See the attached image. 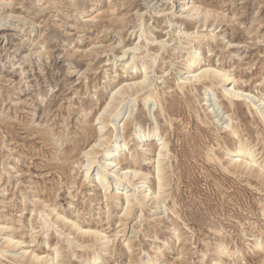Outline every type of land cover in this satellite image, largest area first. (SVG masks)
<instances>
[{
    "label": "rangeland",
    "instance_id": "obj_1",
    "mask_svg": "<svg viewBox=\"0 0 264 264\" xmlns=\"http://www.w3.org/2000/svg\"><path fill=\"white\" fill-rule=\"evenodd\" d=\"M4 1H0V227L4 228L0 236L8 233L13 240H25L20 250L27 253L39 246L53 255L60 247L59 264H89L97 255L98 264H140L149 254L156 256L154 264H179L182 258V264H213L219 243L225 246L222 264H260L264 248L252 250V243L258 237L264 241V174L258 173L264 166V121L249 104L224 95L222 84L185 77L186 55L194 49L208 59L200 60L198 67L221 68L233 76L235 87L264 103V0H194L210 9L209 18H216V23L206 25L179 12L186 0ZM98 13L114 20H104V25L101 17L88 20ZM222 16L226 21L221 25L217 19ZM134 45L131 53L128 49ZM132 60L136 67L122 69ZM151 63L142 88L137 86L136 91L132 86L127 92L129 86L120 87L124 80L130 83L142 77L143 66ZM116 91L124 93L114 95ZM149 93L152 96L144 103ZM108 99L116 108L111 105V122L130 110L124 116L129 125L113 133L108 130L123 134L128 142L115 161L125 165L124 158L136 152L139 173H148L143 180L151 197L157 191L154 152L142 143L137 146L132 136L139 129L155 127L159 135L154 141L163 136L167 142L162 165L165 200L155 207L154 199L140 203L133 199L136 205L126 223L118 221L126 206L124 196L114 197L113 190L106 206L104 189L92 175L81 185L89 163L81 151L96 138L99 125L93 119ZM232 130L237 134H230ZM238 137L254 150L252 173L227 168L225 154L237 146ZM132 185L128 189L133 193ZM159 216L164 217L160 224L154 220ZM71 221L92 223L111 237L96 246L81 242ZM123 223L125 232L115 237ZM42 230L50 236L44 243L47 233ZM155 233L154 243L150 237ZM1 238L0 264H21L20 250L3 247ZM80 258L85 261L80 263Z\"/></svg>",
    "mask_w": 264,
    "mask_h": 264
},
{
    "label": "bare ground",
    "instance_id": "obj_2",
    "mask_svg": "<svg viewBox=\"0 0 264 264\" xmlns=\"http://www.w3.org/2000/svg\"><path fill=\"white\" fill-rule=\"evenodd\" d=\"M2 1V0H0ZM3 2L6 3V1L3 0ZM184 2V1H183ZM2 2H0L1 4ZM8 4V3H7ZM201 4V3H200ZM202 5V4H201ZM114 6V5H113ZM5 7V6H4ZM112 7V6H111ZM110 7V8H111ZM109 8V10H110ZM108 9V8H107ZM209 9V8H207ZM204 8V5L203 7H201L199 4L196 3V1L194 0H186L182 5H181V8L178 9L179 12H182L183 14L185 13L186 16L184 15L185 19L188 20V18H190L191 20H203L204 22H202V24L204 23L205 25L207 24L208 21L211 22V20H213L212 22L216 23V18H209L212 14V12H210L209 10H207ZM111 12H114L112 11V9L110 10ZM106 12V11H105ZM110 12V13H111ZM214 12V11H213ZM215 12H219V11H215ZM110 13H107L110 15ZM115 13V12H114ZM178 13V11H177ZM224 13V11H223ZM222 13V14H223ZM100 14V13H98ZM98 14H95L94 16L90 17L88 20H94V18H98V17H101V22L103 23V21L105 20L106 22L108 21H112L114 20L113 19V16L112 17H109L108 19H105V16L104 13L98 15ZM106 14V13H105ZM219 14V13H218ZM221 14V13H220ZM226 14V13H225ZM224 14V15H225ZM112 15V14H111ZM116 15V14H115ZM130 15V14H129ZM201 15V16H200ZM123 16V15H122ZM137 16V15H136ZM181 16V15H180ZM200 17H203V18H199ZM227 16V15H226ZM116 17V16H115ZM118 17V16H117ZM183 18V16H181ZM188 17V18H186ZM221 17V15H220ZM223 18H219L217 19V23H222V22H225L224 21V17L225 16H222ZM124 16L123 19L124 20ZM229 18V17H228ZM231 18V17H230ZM118 19V18H116ZM184 19V18H183ZM14 20V19H13ZM87 20V19H86ZM215 20V21H214ZM232 20L233 19V16H232ZM120 21V19H119ZM126 21H127V18H126ZM231 21V19H230ZM114 22V21H113ZM115 22H118V21H115ZM114 22V24H115ZM122 22V20L120 21ZM194 22V21H193ZM198 22V21H197ZM130 23V22H129ZM201 23V22H200ZM209 23V22H208ZM110 24V23H109ZM120 23H118L119 25ZM128 24V23H127ZM203 24V25H204ZM211 24V23H210ZM236 24V23H235ZM104 25V23H103ZM108 25V24H107ZM212 25V24H211ZM222 25V24H221ZM225 25V24H224ZM100 26V25H99ZM141 26V25H140ZM106 27V26H105ZM211 27V26H209ZM110 27H108L107 30H109ZM202 28V27H201ZM205 28V27H204ZM33 29V28H32ZM104 29V28H103ZM212 27H211V31H212ZM106 30V28H105ZM103 30V32L105 31ZM107 32V31H106ZM144 32V31H143ZM186 34V33H185ZM101 35V34H100ZM143 33H141L139 36L143 37ZM146 35V34H145ZM187 35L188 32H187ZM190 35H191V32H190ZM212 35V34H211ZM215 34H213V37H214ZM180 36V35H179ZM185 37V36H184ZM187 37V36H186ZM211 37V36H210ZM208 36V38H210ZM146 38V37H145ZM195 38V37H194ZM182 38H180L181 40ZM193 39V38H192ZM204 39V38H203ZM211 39V38H210ZM215 39V38H214ZM184 40V39H183ZM188 41V39H186ZM196 40V39H195ZM202 40V39H201ZM29 41V40H28ZM27 41V42H28ZM193 41V40H192ZM23 42V41H22ZM195 42H198V41H195ZM34 43V42H33ZM161 44V43H160ZM181 44V43H180ZM179 44V45H180ZM195 44V43H194ZM230 43H228V46H229ZM184 45V44H183ZM181 44L180 47L183 46ZM200 45V42L199 44ZM94 46V45H93ZM97 46V45H95ZM166 46L165 43L164 45H162L161 47H164ZM194 46V45H193ZM236 46L239 47V45L237 44ZM245 46V45H243ZM106 47V46H105ZM135 45L134 46H131L128 51H130L131 53H133L135 49ZM160 47V48H161ZM186 47V46H185ZM196 47V46H195ZM159 48V49H160ZM190 48V47H189ZM197 48V47H196ZM199 48V47H198ZM162 49V48H161ZM237 49V47H236ZM190 50V49H189ZM192 51V50H190ZM47 52V51H46ZM188 52V51H187ZM123 53L125 54L126 51H123ZM85 55V54H84ZM123 55V54H122ZM121 55V56H122ZM155 55V54H154ZM233 55H237V51H234L233 52ZM134 56V55H133ZM132 56V57H133ZM186 66H187V69L186 70V73H187V76L185 77L186 80L188 79H191V81H201V80H206L208 79V81H210L209 85H212L213 83H220L222 84L221 86L223 87V94L224 95H231L233 97V99H236V100H240L244 103H247L249 104L252 109H254L256 111V114L258 115V117L264 121V103H263V100L260 99V98H256V96L254 95H251L250 92L246 91L245 89H242V88H238V87H235L233 85V76H231V74H229L228 72H223V70L221 68H206L207 66H203L199 65L200 63V60H208L207 58L205 59V57H203L201 55L200 52H197L196 50L194 51L193 49V52H188L187 55H186ZM153 57V55L151 56ZM134 58V57H133ZM137 59V58H136ZM143 59V58H142ZM146 59V58H145ZM153 58H151L150 60L152 61ZM149 60V59H148ZM156 60V59H155ZM146 62V61H145ZM153 62V61H152ZM157 61H155V64H156ZM128 63V64H127ZM126 64L127 65H123L122 69H125L127 70L128 68L130 67H136V64H135V61L132 60L131 63L130 62H127ZM124 64V63H123ZM144 64V63H143ZM142 64V65H143ZM153 66V64L151 63L149 66L148 65H145L143 66V76L138 78V79H135V80H132V82H125L124 80V83H120V87H126V86H129V89L127 88V90H130L132 88V86H136V91L139 89V88H142L143 84H146L145 82L147 81V71L149 69V67ZM153 68V67H152ZM251 68V67H250ZM152 71V70H150ZM149 71V72H150ZM84 72V71H83ZM185 75V74H184ZM181 76V75H180ZM181 79V78H180ZM141 85V86H140ZM137 86H140L138 89H137ZM207 86V85H206ZM119 87V88H120ZM131 87V88H130ZM208 87V86H207ZM206 87V88H207ZM121 90V88H120ZM123 90V89H122ZM135 91V92H136ZM120 91H116L115 93H113L114 95H116V93H118ZM125 92V90H124ZM124 92H120V94H123ZM128 92V91H127ZM125 92V93H127ZM119 94V93H118ZM151 94H147L145 97H144V100L143 102L146 103L147 102V99L148 98H151ZM111 98V97H110ZM113 103V100H110L108 99L103 107L101 108V110L98 111L97 115H96V118L93 119L95 120V124L96 125H99L98 127V130L96 131V138L94 139V141H91V143L88 145V147L81 151L82 155L85 156L87 155V158L89 156V163L87 164L86 166V172L83 176V179H82V184L83 183L85 184L86 182V179H89V177L92 175V180H94L96 183L100 184L101 187L104 189L103 191V197L105 198V202L108 201L109 199L112 198L111 196V192L113 190H115L112 195L114 197L116 196H124V199H125V207L123 210V214L124 217L120 216V219L118 221H120V223L124 222L126 223V221L129 220V217L131 215V212L133 210V207L136 205H134L133 203V199L137 200L138 203H140L142 200H145L147 197H148V200L149 201L150 199H154L152 203L155 204V207H157V205H159V203H162L164 200H165V196H164V191H165V187H166V183H165V180H164V177H163V174H162V170H163V161H164V157H165V153H166V148H167V142L165 141V137H158L157 140L158 142L154 141V139L159 135V131L157 130V128L155 127H152L151 129L145 131V130H142V129H139L138 131H135L133 133V136H132V140H134L137 144V146H139L141 143L144 144V145H147V150H150V151H153L154 152V163H153V176L155 177L156 179V188H157V191L155 193V195L153 197H151V193H149V189L147 187H144L145 186V183H144V180L146 178V176L148 175V173H142L140 172L139 173V168H138V163L140 161L139 159V156L136 152H132L131 155H129L130 157H125L124 158V163L125 165L123 164H119V162H116L115 159H118L121 155L120 151L121 150H125V146H127L128 142L125 140V137L123 136V134H117L116 135H113V134H109V131L111 129V132L113 133L115 131V128H118V127H126L127 125H129V122L126 119H124V116L125 117H128L129 116V111H127L126 113L127 114H124V116L120 117L119 119H116L114 120L113 122H111V116L113 115L111 112H112V109H111V105ZM115 106V105H114ZM113 107V105H112ZM113 109H116L113 107ZM125 111V109H124ZM123 114V113H122ZM85 116V115H84ZM115 116V115H114ZM85 118V117H84ZM91 123V122H90ZM94 124V123H93ZM92 124V125H93ZM45 128V127H44ZM47 128V127H46ZM107 128V129H106ZM52 129V128H51ZM121 129V128H119ZM96 130V129H95ZM40 131V129H39ZM53 131V130H52ZM108 131V132H107ZM120 131V130H119ZM122 131H124L122 129ZM43 132V131H42ZM41 132V133H42ZM54 133V132H53ZM53 133H51L50 137H53L55 136ZM120 133V132H118ZM228 133V132H227ZM230 134H235L236 131L235 130H232V131H229ZM57 134V133H56ZM237 134V133H236ZM57 136V135H56ZM61 136V135H60ZM114 136V137H113ZM151 136H153V139H151ZM49 137V136H48ZM59 138V137H58ZM92 138V137H91ZM56 139V138H55ZM42 140L43 137H42ZM46 140V138H45ZM57 140V139H56ZM72 140V139H71ZM59 141V140H58ZM85 141V140H84ZM110 142V144H109ZM46 143V141H45ZM51 143V141H50ZM56 143V142H55ZM218 143V142H217ZM216 143V144H217ZM58 144V142H57ZM237 146L234 147L232 150L231 149H228V152L225 154L226 156L224 157L225 160H226V163H227V168H233V169H237L236 171L238 172H246V173H252L254 172V170H252L251 168L253 167L252 163L255 162L254 160V157H256L254 155V150L252 151V148L249 147L248 143L245 142V141H242L241 139H237ZM55 145V144H53ZM218 145V144H217ZM52 147V146H51ZM56 147V146H55ZM129 149V148H128ZM58 150V149H57ZM59 151V150H58ZM57 152V151H56ZM55 155V154H54ZM58 155V154H57ZM56 155V156H57ZM209 155V154H208ZM210 155H214L213 153L210 154ZM213 157V156H212ZM150 158V157H149ZM148 157H143L141 160H147L149 159ZM207 160L211 159L213 160L212 158H210V156L208 157L207 156ZM215 158V155L214 157ZM217 159V158H216ZM60 160V159H59ZM64 160V159H63ZM91 160V161H90ZM226 166V165H225ZM226 168V170H227ZM224 169V168H223ZM225 171V169H224ZM258 171V170H257ZM226 172V171H225ZM228 172V171H227ZM230 172V171H229ZM260 172V174H264V166L262 167H259V171L258 173ZM233 173V172H232ZM234 174H237V173H234ZM240 175V174H239ZM264 178V176H263ZM140 180V181H139ZM131 183L133 184L132 188H133V193L131 191V189H128V187L131 185ZM80 186V184H79ZM110 190V191H108ZM131 191V192H130ZM146 191V192H145ZM35 192V191H34ZM130 192V193H129ZM37 193V192H36ZM122 193H125V195H123ZM128 193V194H127ZM35 194V193H33ZM33 196V195H32ZM53 197V196H52ZM51 197V198H52ZM36 198V197H35ZM34 200L36 201L37 199ZM55 198V196H54ZM32 200V199H31ZM54 200V199H53ZM112 200V199H111ZM33 201V200H32ZM39 201H42L41 199L37 200V202ZM34 202V201H33ZM44 202V200L42 201ZM41 203V202H39ZM47 204L48 203V200L46 202ZM52 203V202H51ZM44 204V203H43ZM23 205V204H22ZM44 206V205H43ZM42 206V207H43ZM48 206V205H47ZM54 206V203L53 205ZM106 206H107V202H106ZM142 206V205H141ZM23 207V206H22ZM49 207V206H48ZM50 209V208H49ZM55 209V208H53ZM51 209V211L53 210ZM19 211V210H18ZM107 211V210H106ZM54 212V211H52ZM58 212V211H57ZM108 212V215L105 217L107 220L110 219L109 217V211ZM135 212V211H134ZM141 212H142V209L141 211L139 212L140 214L138 215V218H141ZM161 212V211H160ZM263 212V211H262ZM55 213V212H54ZM61 213V212H60ZM58 216L57 218L62 222L63 220V223L66 225H68V222L66 223L65 220L66 219H62V214L59 215L58 213H56ZM264 215V213H262ZM133 215V214H132ZM56 216V215H55ZM104 216V215H103ZM133 217V216H132ZM65 218V217H63ZM5 219V218H4ZM112 219V218H111ZM164 219L163 216H159V217H155V221H157L159 224L160 222ZM14 221V219H12ZM11 220V221H12ZM85 220V219H84ZM8 221V220H7ZM19 221V220H18ZM47 220H44L43 222H45ZM122 221V222H121ZM154 221V222H155ZM15 222V221H14ZM20 222V221H19ZM72 222V221H71ZM84 222V221H83ZM82 224H78L76 222V224H73V222L71 224L72 227H74L73 231L76 233V237L79 239V240H82L81 242H89V243H93V245H98L99 242H101L103 239H108L110 237H108L107 235H104V234H101V230L98 228V227H95L92 225V223H83ZM106 222V221H104ZM133 222V221H132ZM139 223V219L137 221H135V223H133L132 225V228L134 226V224L136 223ZM57 223V222H56ZM70 223V222H69ZM81 223V222H80ZM121 224V227L122 229H120V226H119V230H115L114 231V235L115 237L118 236V233L119 232H125V229L127 227L126 224ZM9 224H11V222H9ZM13 224V222H12ZM108 224V223H106ZM110 225V224H108ZM3 226V225H1ZM17 226V225H16ZM71 226V225H70ZM101 226V224H100ZM22 227V226H21ZM71 227V229H72ZM170 225L168 224L167 228L169 229ZM176 227V226H175ZM7 228H8V225H7ZM19 228V227H18ZM101 228V227H100ZM105 228V227H104ZM174 228V227H173ZM3 227H0V231H3ZM10 230L12 229V226H10L9 228ZM8 229V230H9ZM46 229V228H45ZM44 229V230H45ZM69 229V228H68ZM108 229V228H107ZM117 229V228H116ZM129 229V228H128ZM13 230L17 231L16 228L14 229L13 227ZM103 230V229H102ZM174 233L176 229H172ZM6 231V230H4ZM20 231V230H19ZM43 231V230H42ZM150 231V230H149ZM148 231V232H149ZM7 232V231H6ZM12 232V231H11ZM47 233V230L45 231ZM45 232L43 231V233L45 234ZM170 232V231H169ZM19 233V232H18ZM22 233V232H21ZM36 232L34 231V234ZM105 233V232H104ZM122 233V234H123ZM128 233V232H127ZM1 234V232H0ZM23 234V233H22ZM32 233H30L31 235ZM32 234V235H34ZM74 234V233H73ZM108 234V233H107ZM112 234V236H113ZM120 234V233H119ZM150 234V233H149ZM4 238L3 236H0L2 237L1 239L3 240L2 244L5 243L6 246H3V247H10V249L12 248L14 250V252L16 251H19L20 249L22 248H25V246L23 247L21 244L22 242H25L24 241H21L20 239L21 238H17L16 240H13V238H11L10 236H7L8 233H4ZM47 235V236H46ZM44 237V242H47L48 238L50 236H48V233L46 234ZM171 235V234H170ZM173 235V234H172ZM253 235V234H252ZM21 236V235H20ZM35 236V235H34ZM60 236V234H58V237ZM69 236V235H68ZM124 236V235H123ZM37 237V236H36ZM35 237V238H36ZM56 237V236H55ZM114 237V238H115ZM121 237V236H120ZM126 237V236H125ZM30 238H33L30 236ZM113 238V239H114ZM122 238V237H121ZM152 240V242H157V238H158V235L155 233L152 237H150ZM178 238H179V234H175V239H177L178 241ZM126 239V238H125ZM116 240V238H115ZM30 241H32L30 239ZM34 241V240H33ZM65 241L70 244V240L68 238L65 239ZM104 241V240H103ZM64 242V241H63ZM29 243V242H28ZM60 243V241H59ZM78 243V242H77ZM30 244V243H29ZM57 244V243H56ZM62 244V243H61ZM74 244V243H73ZM86 244V243H85ZM130 244V243H129ZM57 246V245H56ZM78 247H82V245L78 244L77 245ZM127 246H129L127 244ZM54 247V246H53ZM77 247V248H78ZM252 250L254 249H263L264 248V241H263V238L262 237H258V238H255L253 240V243H252ZM55 248V247H54ZM53 248V249H54ZM60 247H57L55 248V253L52 255L50 252V254H46L45 252L41 251L42 248L38 246V248L34 250H31L29 253H27V251H19V257L21 259V261H23L21 264H54L53 263V260L54 258H58V255H59V252L58 249ZM73 247H71L72 249ZM8 249V248H7ZM65 249V247H64ZM106 249H108L106 247ZM105 249V250H106ZM225 249V246H223V243H219L218 245H216L215 247V250H216V253L218 255V257L216 258L215 262L213 264H222L221 261L219 259H222L223 258V251ZM3 250V248H2ZM159 250V248H158ZM45 251V250H44ZM104 251V249H103ZM107 251V250H106ZM72 252V251H71ZM75 253V252H74ZM73 253V254H74ZM105 253V252H104ZM181 253V252H179ZM183 253V252H182ZM2 254V253H1ZM86 255V254H85ZM54 256V257H53ZM70 256H72L70 254ZM92 256V255H91ZM227 256V255H226ZM129 257V256H128ZM184 257V256H183ZM59 258L60 259H63V256L61 257L59 255ZM59 258L57 259L56 263L55 264H59ZM130 258V257H129ZM263 258V257H262ZM82 259H83V256H82ZM81 258H80V263L81 261H83ZM87 259V258H86ZM19 260V258H18ZM56 260V259H55ZM54 260V261H55ZM131 260V259H130ZM142 261L140 262V264H154L153 261L154 260H157L156 259V256L154 255H150L149 256L147 255L146 258L144 259H141ZM239 260V259H238ZM85 261V260H84ZM83 261V262H84ZM88 261V260H87ZM86 261V262H87ZM91 263L89 264H98V261H99V255L97 256H94L91 260ZM240 261V260H239ZM157 262V261H156ZM184 262V259H180L177 263L179 264H182ZM243 261H241L242 263ZM132 263V262H131ZM129 263V264H131ZM139 263V261H138ZM137 263V264H138ZM83 264V263H82ZM135 264V263H134ZM156 264H160V262L158 261V263ZM243 264H246V263H243ZM260 264H264V258L260 260Z\"/></svg>",
    "mask_w": 264,
    "mask_h": 264
}]
</instances>
